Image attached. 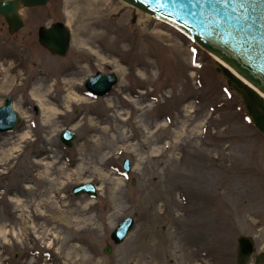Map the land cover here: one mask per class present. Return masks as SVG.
<instances>
[{"label": "rangeland", "instance_id": "obj_1", "mask_svg": "<svg viewBox=\"0 0 264 264\" xmlns=\"http://www.w3.org/2000/svg\"><path fill=\"white\" fill-rule=\"evenodd\" d=\"M23 16L13 35L0 17V107L11 97L21 119L0 134V264H236L241 235L264 251V135L212 55L120 0ZM56 22L72 33L65 58L39 44ZM98 72L118 83L93 98ZM87 183L97 198L73 194Z\"/></svg>", "mask_w": 264, "mask_h": 264}, {"label": "water", "instance_id": "obj_2", "mask_svg": "<svg viewBox=\"0 0 264 264\" xmlns=\"http://www.w3.org/2000/svg\"><path fill=\"white\" fill-rule=\"evenodd\" d=\"M51 0H0V17L7 23L10 34L25 28L23 11L45 7ZM153 19L160 21L213 54L233 68L239 75L264 93V0H229L227 4H211L206 0H120ZM39 44L52 56L65 58L69 54L72 33L65 23L56 22L38 31ZM218 65V64H217ZM217 72L226 78L230 89L236 91L253 126L264 135V98L247 86L226 65H218ZM108 79L96 93L89 89L97 80ZM118 78L115 74L98 72L88 79L85 88L93 98L108 95ZM13 99L8 97L0 107V134L11 133L21 121L14 109ZM38 112V108H35ZM77 133L64 130L60 141L72 148ZM124 170L130 173V161L124 162ZM75 196L88 195L97 198L99 192L92 183L77 185ZM135 220L123 219L111 234L115 245H121L133 230ZM112 246L104 250L111 254ZM264 264V251L257 254L255 238L241 235L237 240L236 264Z\"/></svg>", "mask_w": 264, "mask_h": 264}, {"label": "bare ground", "instance_id": "obj_3", "mask_svg": "<svg viewBox=\"0 0 264 264\" xmlns=\"http://www.w3.org/2000/svg\"><path fill=\"white\" fill-rule=\"evenodd\" d=\"M121 2H122V4H126V3L123 2V1H121ZM146 15L149 16L148 14H146ZM210 55H212V57L214 58L215 62H216L218 65L222 66V65L225 64V65H226V68L229 69L231 72H233V74H234L235 76H237L239 79H241V80H242L247 86L252 87L253 90L259 94V96H261L262 98H264V93H263L262 91H260L257 87H255L253 84H251L249 81H247V80H246L245 78H243L241 75H239V74H238L233 68H231L228 64H226V63H225L224 61H222L220 58H218L217 56H215V55H213V54H210ZM107 82H108V79H107V78H105L104 80H97L96 82H94L95 85H91V84H89V89H90L91 91L94 90V92L98 93V92H100V91H99L100 88H102L103 86H105Z\"/></svg>", "mask_w": 264, "mask_h": 264}, {"label": "snow or ice", "instance_id": "obj_4", "mask_svg": "<svg viewBox=\"0 0 264 264\" xmlns=\"http://www.w3.org/2000/svg\"><path fill=\"white\" fill-rule=\"evenodd\" d=\"M206 2L211 4H227L229 0H206ZM233 3H235V0H233Z\"/></svg>", "mask_w": 264, "mask_h": 264}, {"label": "flooded vegetation", "instance_id": "obj_5", "mask_svg": "<svg viewBox=\"0 0 264 264\" xmlns=\"http://www.w3.org/2000/svg\"><path fill=\"white\" fill-rule=\"evenodd\" d=\"M34 110H35V108H34ZM35 112H36V110H35ZM39 113V111L38 112H36V114H38Z\"/></svg>", "mask_w": 264, "mask_h": 264}]
</instances>
